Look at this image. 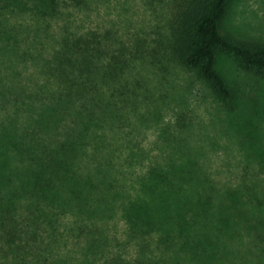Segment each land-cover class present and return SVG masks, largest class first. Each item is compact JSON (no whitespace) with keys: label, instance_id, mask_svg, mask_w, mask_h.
I'll list each match as a JSON object with an SVG mask.
<instances>
[{"label":"trees","instance_id":"16d2710c","mask_svg":"<svg viewBox=\"0 0 264 264\" xmlns=\"http://www.w3.org/2000/svg\"><path fill=\"white\" fill-rule=\"evenodd\" d=\"M229 2L153 0L149 5L161 4L166 17L151 39L133 35L126 41L111 30L65 31L49 58L34 49L27 51L43 83L26 95L34 116L26 144L28 168L20 187L0 200V227L17 237L14 222L18 224L20 217L28 233L56 234L58 223L69 219L90 256L109 252L113 246L104 223L120 210L127 225L126 244L135 243L134 263L140 264H169L171 253L159 258L158 246L186 252L185 264H223L219 255L209 251L222 246L216 241L222 228L233 236L245 232L257 238L264 231V188L259 180L264 175V155L259 156L262 172L256 179L244 178L236 189L224 191L217 203L215 188L206 183L187 186L189 173L183 165L151 167L133 197L111 158L93 169L87 163L105 142L103 130L120 129L123 111L135 107L143 96L136 93L142 91L141 81L132 77L139 64L152 65L161 73L169 65L193 71L222 104L229 103L234 93L217 69L219 53L235 56L245 71L264 79V42L237 41L222 33ZM86 5V0H0V18L29 13L50 20L66 8ZM197 229H210L209 236ZM114 240V247L120 248L122 241ZM226 250L227 246L222 251ZM148 255L155 262L145 259ZM233 255L235 260V251ZM104 259L102 264L128 263L121 256Z\"/></svg>","mask_w":264,"mask_h":264},{"label":"rangeland","instance_id":"374dc122","mask_svg":"<svg viewBox=\"0 0 264 264\" xmlns=\"http://www.w3.org/2000/svg\"><path fill=\"white\" fill-rule=\"evenodd\" d=\"M149 1L153 0H86L85 8H66L56 19L39 20L29 13L0 18V200L20 187L28 168L26 144L34 116L26 95L43 78L27 51L34 49L49 58L65 31L111 30L126 41L133 35L151 39L166 10ZM221 29L237 41L264 42V0H230ZM217 69L234 93L227 104L219 103L193 71L169 65L161 73L152 65L139 64L132 77L141 81L142 91L136 93L143 96L135 107L123 111L120 129L103 130L105 142L96 157L87 159L89 168L111 158L115 170L122 173L117 171L126 192L135 194L151 167L183 165L189 173L187 186L198 188L206 183L215 188L216 203L244 178L256 179L257 172H262L259 156L264 155V79L245 71L235 56L225 52L218 54ZM260 176L264 188V175ZM16 218L17 237L0 227V264H102L106 255L126 258L128 263L123 264H140L134 263L138 257L135 243L126 244L127 225L120 210L104 223L113 246L109 252L90 256L71 230L69 219L61 220L58 232L51 234L44 230L28 233L22 229V218ZM222 229L216 239L222 246L209 249L212 255H219L223 264H264V235H260L264 231L251 239L245 232L233 236L226 227ZM200 231L209 236L210 229ZM114 238L122 241L118 249ZM169 253V264H185V257L189 258L177 247L158 246L155 252L161 259ZM149 258L156 260L152 255L145 259Z\"/></svg>","mask_w":264,"mask_h":264}]
</instances>
